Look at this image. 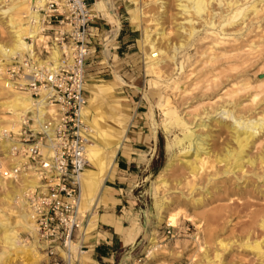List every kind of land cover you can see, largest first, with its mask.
I'll list each match as a JSON object with an SVG mask.
<instances>
[{
    "label": "rangeland",
    "instance_id": "rangeland-1",
    "mask_svg": "<svg viewBox=\"0 0 264 264\" xmlns=\"http://www.w3.org/2000/svg\"><path fill=\"white\" fill-rule=\"evenodd\" d=\"M254 1L257 0H249L244 7ZM131 2V8L136 10L135 14L138 18L135 19L131 13L136 21V23L131 22L136 29L133 44L128 49H120L119 55L114 56L113 59H103L98 67H86L87 75L85 76L87 82L109 84L105 89H97L99 115L96 118L104 131L103 134L100 130L103 135L100 134V137H106L114 143L105 145L100 140L92 138L104 155V172L108 173L118 158L115 152L116 144L128 129L135 101L141 100L143 106L141 110L145 111L144 117L149 124L148 132L153 136L152 143L142 147L144 162L130 168L132 184L128 194H125L129 200L128 207L122 213L127 214L124 223L129 226V231H138L139 237L135 243L121 251L117 264H264V257L246 247V244L253 245L255 241L264 239V227L260 225L264 220V191L258 193L251 185L246 187L243 179L236 181L229 174L219 173L216 174L215 179L207 181L208 175L214 174L216 169L214 161L211 162L212 159L198 171L197 177L192 178L178 160V158H184L182 154L188 149L187 142L177 144L176 141V138H182L185 131L171 125L175 115L194 121L204 108L211 110L212 107L226 104V100L230 98L223 97L224 92L235 88L237 85L232 84L240 78L236 81H232L233 78L226 80L224 75L234 77L242 72L246 74L248 72L246 78L251 81V89L239 92L235 98L239 101L238 96L246 98L250 93L259 92L253 102L249 101V97L244 99L242 105L245 106L242 108L250 110L253 116L264 112V83L261 82L264 80V29H262L264 28V9L258 12L256 18L252 14L241 24L242 26L237 27V29H245L239 32L242 33L241 35L234 33L239 37L238 45L255 43L250 48L244 46L243 51H245H241L242 54L250 52L253 62L235 65L234 70H226L222 76L225 82L220 86L221 90H217L216 96L211 100H203L205 77L199 78L201 81L195 86L190 85V80L208 69V64L202 62L207 56L220 52L221 45L212 47L214 40L209 33L212 30L202 24L201 20L194 19L195 30L188 37L187 31L179 28V22L183 20L178 17L180 15L176 0H163L164 9H160L155 0ZM10 7L5 6L3 10H0V43L2 44L10 40V33L2 19V16L6 15L3 12L10 11L9 14L13 16L17 14L10 10ZM212 7L216 8V5ZM259 7L264 8V1L259 4ZM22 11L18 12L20 16ZM128 17L131 21L129 12ZM160 31L164 34L159 35ZM227 31L234 32L235 29ZM207 33L210 37L206 35ZM149 38L155 40L154 46L166 54H172V49L176 47V57L173 61L175 64L166 60L160 65L159 72L152 70L147 58V52H150L149 45L147 43L141 45L143 39ZM180 43L183 46L178 47ZM192 72L194 73L190 75L189 73ZM185 88L188 89L184 91ZM220 95H222L221 98ZM199 97H201L200 102L196 100ZM8 98V93L2 90V80H0V127L3 129L2 136L6 132L12 133L8 139L5 136L8 141H11V139L16 140L21 123L14 129L10 127L11 114L1 105ZM210 126L209 130L212 134L210 146L216 151L227 135L224 129L216 127L215 123H211ZM262 152H264V135L256 139L249 154L256 157ZM21 157V155L13 157L11 152L3 151L0 146V221L10 222V226L12 225L19 233L21 245L26 248V253L21 251L12 253L8 264H48L49 257L43 242L38 237L35 242L31 231L26 226L16 224L9 217L10 210H17L20 205L17 199H8L7 193H14L21 188L23 184L21 176L24 173L18 175L15 180L13 175L11 178L4 175L3 177L2 173L10 169V164ZM171 160H174V164L164 175L166 185L159 184L157 176ZM87 166L92 165L88 162ZM221 166L222 163L217 165V169H221ZM255 167L251 169L245 166L243 174L251 176L249 173L256 171L257 175L264 173V170L257 169L259 166ZM249 179L251 182H256L259 188L264 185L262 178L249 177ZM103 181L95 194L100 190ZM238 182L239 186L235 187ZM23 197L27 199L26 195ZM197 198L202 199L200 206H194L192 203V199ZM80 207L86 216L82 226L76 232L79 243V235L84 231L88 216L86 205L81 203ZM172 212H177V219L174 220L170 216ZM169 221H172L174 226H170ZM152 238L157 239L159 244L151 253H148L152 250ZM32 248L33 251H29ZM217 254L220 255L219 258H215Z\"/></svg>",
    "mask_w": 264,
    "mask_h": 264
},
{
    "label": "bare ground",
    "instance_id": "bare-ground-1",
    "mask_svg": "<svg viewBox=\"0 0 264 264\" xmlns=\"http://www.w3.org/2000/svg\"><path fill=\"white\" fill-rule=\"evenodd\" d=\"M132 1L136 2L137 0ZM176 1L178 14L180 15L178 17L183 20L182 22H179V28H181L182 30H186L188 37H190L195 30L196 21H194V19H198L201 20L202 24L207 25L208 29L212 30L211 32H209L210 36L214 40L212 47H216L218 46V44L222 46L218 54H211L210 56H207L204 61H202L203 64H208V69L203 74H200L197 77L195 76L190 80V85L195 86L199 81H201V77H205V79L203 78V100H211L216 96V91L221 90L219 88L225 82L222 76L224 75L226 70L233 69L235 65H245V63L253 62V57L251 56L252 58H250L249 55L250 52H246L244 53L246 55H244L241 53V51H245H243L244 46H248L250 48L253 47L255 43L250 42L247 45H238L237 41L239 37L234 33H237L239 35L242 34H240L239 32H242L245 29H237V27L243 24L244 21L248 19V17L252 14H254L255 16L253 17L256 18L258 12L264 9L262 7H259L260 9L258 8L259 4L264 0L254 1L252 2V4L246 7H244V5H247V2H249V0ZM155 2L160 6V9H164L163 0H155ZM213 3L216 5V8L212 7L214 5ZM5 6H11L10 10H12L13 12H17L16 16L9 14L10 11L3 12L6 13V15L2 16V19L4 20L5 27L10 33V40L6 44L0 43V80H2V90L8 93L9 96V98L6 101H3L1 105H3L4 108H6L10 112L12 117V124L10 125V127L14 129L16 125L17 127L20 125V123L24 120L25 117L28 116V114L30 117L34 118L36 123H42V116L45 114L47 109H50V107L44 97L35 99L34 97L30 96L29 93L14 89L12 85L6 82L5 76L3 74L5 65L10 61L13 55H15L16 53L21 54V52L27 47L26 43L23 40V37L26 34H32L33 37L37 36L36 33L38 31V22L36 21L34 22V24H29V19L32 18L36 20V18H38V15L31 9L32 0H0V10H3V7ZM19 11H22L21 16L18 14ZM131 13H133L135 19H138L137 15L135 14V9L131 11ZM229 29H235V31L228 32L227 30ZM209 33H207L206 35L209 36ZM158 34L163 35L164 32L160 31L158 32ZM245 35H247V33H245ZM154 42L155 40H152L151 38L147 40L143 39L141 41V45L145 43L149 45L150 52H147V58L151 63L150 68L152 70H155L156 72H159V67L164 61L170 60L172 64H175L173 61L176 57V47H174L172 51L170 50L171 52H173L172 54H166L160 48L155 47ZM180 46H183V44L180 43L178 47ZM256 47L257 46H255V48ZM193 73L194 72L189 74L191 75ZM247 74L245 72H242L240 75H235L234 77L224 75L226 77V80L229 78H233L232 81H236L240 78L238 81L232 84L237 85L235 88H230L229 90L227 89L228 91L226 90V93L224 92L223 97L227 96L230 98L229 100H226V104L221 103L222 105L216 108L212 107L211 110H208V108H204L198 118L194 121H188L183 118L184 116L181 117L180 115H175L174 121L171 125L185 131L182 135V138H176V141L177 144L187 142L188 149L182 154L184 158H178V160L180 164H182L187 169L189 175L192 176V178H194L198 174V171L203 168L207 161H210L212 159L211 162L214 161V166H216V169L214 174L208 175L207 181L215 179L216 174L219 173L229 174L231 177L236 179V181L239 179H243L246 187L251 185L253 189H255L258 193H262V191H264V185L261 186L262 188H259L258 184L256 182H251L249 177L258 179L262 178V181H264V173H258L257 175L256 171L249 173V175L251 176H245L243 174V169L245 166H248L251 169L256 168L255 166H259L257 167V169L260 168L259 170H264V152L258 154L256 157H252L249 154L250 149L254 145L256 139H258L259 136L264 135V112L260 113L258 116H253L251 115L252 112L250 110H244L242 108V106H245L242 105L244 99H248L249 97V101L253 102L254 97L257 96L259 92L250 93L246 98L238 96V99H240L239 101H237V99L235 98V95L239 92H245L251 89V81L246 78ZM261 82L264 83V80H262ZM187 89L188 88H185L184 91H186ZM221 97L222 95H220V98ZM196 100L200 102L201 97ZM84 110L85 114L88 116L90 112L88 110V107H86L85 109L84 106L82 112L83 114ZM212 114H215V116H212ZM211 123H215L216 127L224 129L227 135L226 139L223 141V143H221V146H216L218 147L216 151L212 150L210 146L212 134L210 133L209 129L211 127ZM90 124L93 131V136L95 138H99L100 130L97 123L91 121ZM2 130V127H0V146L2 147L3 151L12 153V147L14 144L8 141L5 138V135H3L4 137L2 136ZM87 159L94 169H89L86 165L79 175V186L80 184H82L83 197L87 195V185L90 184L92 186H95L105 173L104 162L101 160L98 148L93 143H90L87 146ZM15 163L16 162L10 164V169H13L17 166ZM221 163V169H217V165L219 166V164ZM173 164L174 160L169 161L160 171L159 175L157 176V181L159 184L166 185V179L164 175L172 167ZM22 172L24 174L21 176L23 179L21 188L15 190L14 193H7L8 199L18 200L20 208L17 210H10V215H8L13 219L12 221H15L16 224L18 223L20 225L26 226V228L31 231V234L34 237V241L37 242L38 234L36 232L34 218L32 216L28 201L23 197V195L28 194L29 190L33 189L36 186L37 181L34 175H27V173L24 172L23 169L21 170V173ZM13 176L15 180V175ZM238 186L239 182L235 185V187ZM192 203L194 206H200L202 204V199H192ZM172 213V215L170 216L174 220L177 219V212ZM169 223L170 226H174L172 221H169ZM260 225L261 227H264V220H262ZM156 240L157 239L152 238V250H149L148 253H151L154 248L158 247L159 243H157ZM21 242L22 240H20L19 238L18 231L15 230L12 225L10 226V222H6V220L0 221V264H8L11 254L14 252L17 253L21 251L23 253H26V248L24 247V245H21ZM246 247L255 251L258 255L264 257V239H262L261 241H255L253 245L246 244ZM29 251H33V248L29 249ZM205 257L207 258V254H205ZM219 257V254L215 255V258Z\"/></svg>",
    "mask_w": 264,
    "mask_h": 264
},
{
    "label": "built area",
    "instance_id": "built-area-1",
    "mask_svg": "<svg viewBox=\"0 0 264 264\" xmlns=\"http://www.w3.org/2000/svg\"><path fill=\"white\" fill-rule=\"evenodd\" d=\"M31 9L38 15L29 19V24L38 22L37 36L23 37L27 47L11 57L4 76L14 89L35 99L44 97L50 109L42 123L29 115L21 122L16 140L10 142L12 156L22 157L3 175L17 178L23 169L36 177L26 200L48 264H79L85 248L76 232L86 216L80 207L79 175L88 163L92 141L82 112L96 14L87 0H32ZM11 134L6 132V138Z\"/></svg>",
    "mask_w": 264,
    "mask_h": 264
},
{
    "label": "crops",
    "instance_id": "crops-1",
    "mask_svg": "<svg viewBox=\"0 0 264 264\" xmlns=\"http://www.w3.org/2000/svg\"><path fill=\"white\" fill-rule=\"evenodd\" d=\"M87 1L91 4L96 19L90 28L92 54L86 60V67H98L103 59H113L114 56L119 55L120 49H128L133 44L136 29L131 24L136 21L132 18L131 11L134 8H131L132 0ZM85 81L84 92L87 102L85 109L88 107L90 112L87 116L84 110L83 116L90 128L91 121H94L104 134L96 118L99 115L97 89H105L109 84L90 83L87 82V78ZM129 103L132 104L131 100ZM141 104V100L135 101L128 129L116 144L115 152L118 158L108 173L105 171L100 178L101 181L99 180L95 186L87 185L85 197L82 196V184H80V205L81 203L86 205L88 216L84 231L79 235L80 244L85 248L84 253L79 257V264H117L121 251L135 243L139 237L138 231H129V226L124 223L127 214L122 213L128 207L129 200L125 194H128L132 184L130 168L144 162L142 147L148 146L153 141L152 134L148 132L149 124L144 117L145 111L141 110L143 107ZM91 132L93 138L92 128ZM96 140H100L105 145L114 143L106 137L99 136ZM91 143L98 148L101 160L105 163L101 148L94 141ZM87 167L94 169L93 166ZM102 180H104L103 184L95 194Z\"/></svg>",
    "mask_w": 264,
    "mask_h": 264
}]
</instances>
